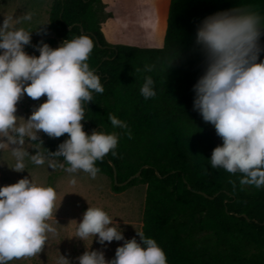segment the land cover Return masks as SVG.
Here are the masks:
<instances>
[{
    "label": "clouds",
    "instance_id": "clouds-1",
    "mask_svg": "<svg viewBox=\"0 0 264 264\" xmlns=\"http://www.w3.org/2000/svg\"><path fill=\"white\" fill-rule=\"evenodd\" d=\"M23 20H31L26 14ZM12 17L0 24V137L12 146L16 159L13 170L25 169V158L42 165L49 157H63L65 171H83L92 178L100 172L97 161L115 149L121 135L132 138L126 121L109 113L113 129L121 131H84L85 105L93 102V93L102 94L101 78L90 68L89 55L94 42L81 34L64 40L53 48L42 40L32 45L39 56L29 55L33 31L12 26ZM46 31L44 29H39ZM264 15L250 4L217 11L196 25L194 51L202 56L203 72L193 85V110L205 123L214 126L222 140L210 158L211 167L230 174H241L243 186L264 188ZM180 56L179 48L170 60L169 68ZM140 94L145 99L156 97L155 80L151 73L155 63H145ZM27 95L32 100L46 97L35 107L23 124L17 123V104ZM50 138L64 134L68 139L55 152L30 154L23 148L25 137L40 141L39 133ZM42 145V141L38 142ZM3 145L0 144V147ZM51 166V165H50ZM72 184L76 181L73 179ZM235 187V182L230 181ZM56 192L53 187L37 185L25 177L0 187V264L14 259L33 257L45 247L48 234L56 229L48 222L53 215ZM126 239L118 223L100 207H88L74 237L98 243L123 241L112 259H106L102 249L86 248L76 258L78 264H168L163 248L143 232ZM93 241V240H92ZM58 264H71L64 255Z\"/></svg>",
    "mask_w": 264,
    "mask_h": 264
},
{
    "label": "trees",
    "instance_id": "trees-1",
    "mask_svg": "<svg viewBox=\"0 0 264 264\" xmlns=\"http://www.w3.org/2000/svg\"><path fill=\"white\" fill-rule=\"evenodd\" d=\"M239 4L264 15V0H170L160 48L110 44L102 31L109 17L102 0H53L50 8L55 37L45 43L53 47L81 34L94 42L87 62L104 92L93 93L81 123L91 134L123 131L112 128L109 113L127 122L132 138L121 135L117 154L110 152L96 166L111 178L116 193L147 185L139 232L157 241L168 264H264V188L242 187L241 174L211 167L212 150L222 140L193 110V85L203 72L202 56L193 50L196 25ZM178 48L180 56L169 68ZM145 63L156 64L151 75L157 95L148 100L140 94L146 73L136 71ZM66 139L67 134L50 138L43 133L42 145L34 143L48 154ZM52 157L68 167L63 157ZM140 170L138 178L119 185Z\"/></svg>",
    "mask_w": 264,
    "mask_h": 264
},
{
    "label": "rangeland",
    "instance_id": "rangeland-1",
    "mask_svg": "<svg viewBox=\"0 0 264 264\" xmlns=\"http://www.w3.org/2000/svg\"><path fill=\"white\" fill-rule=\"evenodd\" d=\"M53 0H0V24L4 18L12 17V26L33 31L31 45L25 46L29 55L39 56V52L32 45H37L54 38L49 28V12ZM108 19L102 24L103 33L112 45H133L140 48H160L163 45L167 26V16L170 0H106ZM31 14V20L23 17ZM107 23V25H106ZM105 24V25H104ZM39 29H44L42 31ZM63 41L58 40L53 48ZM2 51V50H0ZM46 97L32 100L26 94L17 104L16 115L20 117L18 125L31 115L33 109L45 102ZM43 132L39 133L40 140ZM23 148L30 154L46 152L40 145L25 137ZM0 187L11 185L22 178H29L37 185L53 187L56 192L55 206L52 218L48 221L56 233L48 234L43 250L33 257L14 259L9 264H58L61 255L66 256L71 264H78L76 258L84 253L86 248L102 249L106 259L115 256V250L123 241H113L106 246L98 243L97 239L89 237L86 241L75 236L78 222L83 213L90 207H100L118 223L126 239L136 237L140 231L142 209L145 201L147 185L140 184L129 188L125 192L116 193L112 190V180L108 176L98 173L95 178L78 171L69 173L64 162L49 157L42 165L32 163L30 157L25 158V169L16 172V159L12 154V146L0 137ZM51 165V166H50ZM75 179L76 183L71 181ZM93 240V241H92Z\"/></svg>",
    "mask_w": 264,
    "mask_h": 264
},
{
    "label": "water",
    "instance_id": "water-1",
    "mask_svg": "<svg viewBox=\"0 0 264 264\" xmlns=\"http://www.w3.org/2000/svg\"><path fill=\"white\" fill-rule=\"evenodd\" d=\"M112 167H113V170H114V182L117 184V171H116V168L115 166L112 164ZM140 173H141V170L135 174L134 176H132L131 178H129L126 182H124L123 184H119V185H126L128 184L129 182H131L133 179H136L140 176ZM201 194L205 195L206 197H208L206 194L200 192Z\"/></svg>",
    "mask_w": 264,
    "mask_h": 264
},
{
    "label": "crops",
    "instance_id": "crops-1",
    "mask_svg": "<svg viewBox=\"0 0 264 264\" xmlns=\"http://www.w3.org/2000/svg\"><path fill=\"white\" fill-rule=\"evenodd\" d=\"M103 1V3L106 5L107 4V1L106 0H102ZM114 0H111V6H109L108 7V9H112L113 7H114ZM106 12H107V9H106ZM108 13V12H107ZM103 24V23H102ZM105 25V24H104ZM106 25H107V23H106ZM103 31V30H102Z\"/></svg>",
    "mask_w": 264,
    "mask_h": 264
}]
</instances>
